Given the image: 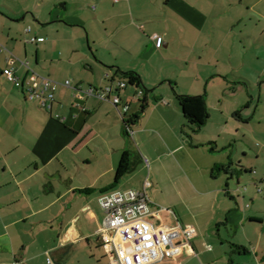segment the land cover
Wrapping results in <instances>:
<instances>
[{"label": "crops", "instance_id": "crops-1", "mask_svg": "<svg viewBox=\"0 0 264 264\" xmlns=\"http://www.w3.org/2000/svg\"><path fill=\"white\" fill-rule=\"evenodd\" d=\"M125 72L141 78L126 114L87 92ZM35 76L56 81L51 107L27 97ZM219 88L229 102L214 115ZM182 95L205 98L201 129ZM262 104L264 0H0V264H111L98 199L148 189V170L168 195L156 221L197 229L157 264H264V146L246 151V108ZM126 151L135 167L117 180Z\"/></svg>", "mask_w": 264, "mask_h": 264}, {"label": "built area", "instance_id": "built-area-1", "mask_svg": "<svg viewBox=\"0 0 264 264\" xmlns=\"http://www.w3.org/2000/svg\"><path fill=\"white\" fill-rule=\"evenodd\" d=\"M154 38L156 46L161 47L163 36L155 34ZM31 40L41 41L43 38L32 37ZM6 76L14 83L20 82L14 67L6 70ZM55 84L56 81L52 79L35 76L28 80L27 97L41 98L44 107H51L49 101L54 99ZM65 84L71 86L72 82L68 79ZM128 86L127 79H117L100 90L89 87L87 92L110 100L126 114L130 109V100L124 99ZM143 94V90L138 91L139 96ZM127 128L130 130V125ZM98 200L105 212L104 238L111 264H157L176 259L185 248L191 246L192 237L197 232L194 226H184L178 219L173 225L157 222L156 213L170 210L155 206L147 189H115L102 194ZM47 264L55 263L48 257Z\"/></svg>", "mask_w": 264, "mask_h": 264}, {"label": "rangeland", "instance_id": "rangeland-1", "mask_svg": "<svg viewBox=\"0 0 264 264\" xmlns=\"http://www.w3.org/2000/svg\"><path fill=\"white\" fill-rule=\"evenodd\" d=\"M240 70H241L240 68H235L233 70V73H232V76H231V80L236 82L237 80L240 79V77L242 76ZM234 86L236 87V90H237L236 94L234 95L235 100H238V101L242 100L243 101L244 96L246 97L245 90L243 88H241L238 84L234 85ZM216 90L219 91L217 96L220 97V98H218L216 96V94H212L211 95L212 96L211 99L212 100H216L218 103L216 105L211 103V106H210V109H211L212 113H214V115L217 114L216 109H215L214 106L219 105L221 101H222V104H224V105H227L228 102H229L228 101L229 99H227V97L223 94V91L220 90V88L216 89ZM255 105H256V103H254L253 106L255 107ZM254 107L253 108H246V116L250 115V117H252V120L250 122H246V151H247V146L250 145L252 147V150L254 152H256L257 149H259L260 147L264 146V127H263V125H260L259 123H257V121L260 118V114L261 113L263 114V112H264V104L260 105V108L257 110L256 113H253ZM260 111H261V113H260ZM212 123L214 124V122H211L209 124H212ZM235 129H236V133L238 135H242V132L245 131V128H241V127L238 128V126H235ZM148 172H150V171L148 170ZM148 172H146V176L144 177V181L150 180L151 183L154 184L153 186H151V187H149L147 189V192H148L149 196L151 197L152 201H154L158 205H160V206H168L169 205V204H167L168 202H166L164 200V198H167L168 195L163 194L161 192L159 186H157V184L154 183L156 181L155 178H154V175L148 174ZM242 185H246V187L248 188L250 183L246 179V184H242ZM134 189H137V188H134ZM163 192L165 193L166 191L163 190Z\"/></svg>", "mask_w": 264, "mask_h": 264}, {"label": "trees", "instance_id": "trees-1", "mask_svg": "<svg viewBox=\"0 0 264 264\" xmlns=\"http://www.w3.org/2000/svg\"><path fill=\"white\" fill-rule=\"evenodd\" d=\"M123 77L128 80L129 85H140L141 83V78L138 74L125 72ZM179 102L188 122L192 126H195L196 130L201 129L206 124L209 117V110L205 98L199 95H182L179 97ZM143 108H145V104H143ZM132 121V119H126V132H128L127 127ZM134 167L135 163L132 154L129 151L124 152L116 172V179H122L130 173Z\"/></svg>", "mask_w": 264, "mask_h": 264}]
</instances>
